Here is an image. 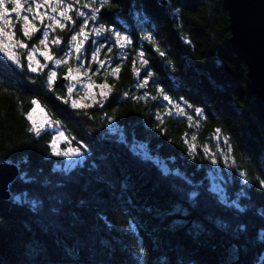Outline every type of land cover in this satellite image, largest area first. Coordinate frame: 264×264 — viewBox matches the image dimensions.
<instances>
[{
  "label": "trees",
  "instance_id": "obj_1",
  "mask_svg": "<svg viewBox=\"0 0 264 264\" xmlns=\"http://www.w3.org/2000/svg\"><path fill=\"white\" fill-rule=\"evenodd\" d=\"M101 22L132 39L129 48L101 51L100 58L111 61L103 69L89 64L90 72L99 73L95 80L112 88L103 108L74 109L64 103L63 86L48 87L47 72L21 71L0 57V163L20 169L9 199H0V264H264V242L258 238L264 230V121L251 97L247 66L230 43L223 0H107L95 25ZM149 33L154 43L143 38ZM53 34L66 42L74 33L69 26ZM94 47L86 46L88 62ZM64 48L62 43L58 53ZM140 51L159 87L204 108L199 127H189L186 117L164 115L166 102L151 99L159 96L151 81L145 89L137 87ZM116 66L119 76L112 75ZM66 73L60 70L58 76ZM145 92L147 100L136 98ZM34 100L73 147L82 151L88 145L83 166L65 173L51 149L53 135L32 131L28 114ZM217 128L233 148L229 203L207 186L212 165L202 149L216 151ZM185 134L190 143L191 135L197 136L201 155L194 160L187 155ZM140 145L180 175L165 176L159 164L136 150ZM192 191L199 196L190 199ZM16 195L43 205L33 212L30 204L15 201Z\"/></svg>",
  "mask_w": 264,
  "mask_h": 264
},
{
  "label": "snow or ice",
  "instance_id": "obj_2",
  "mask_svg": "<svg viewBox=\"0 0 264 264\" xmlns=\"http://www.w3.org/2000/svg\"><path fill=\"white\" fill-rule=\"evenodd\" d=\"M106 3L107 0H90L89 3H85L81 7H74V5H80L81 0H0V55L5 57L7 61L11 62V64L15 65L21 71L27 70L36 74L43 73V70L48 68V63H41V61L37 59V54L43 57L44 61L53 63L56 68H60L62 65L67 66V74L64 78L71 81L72 83L67 86L68 99H65L64 103L67 104L71 102V107L74 109L92 106L81 102L83 99H85L84 96H82L79 100L72 99L73 93L76 90V85L81 83L82 78L87 77L88 82L84 85L86 88V98L90 99L92 104H98L100 108H103L104 101L108 99L112 88L108 83L96 85L91 82V76H89V72L92 71L91 67L85 69L83 72L81 71V69L84 67V62L89 60V50L85 48V44L91 40L92 44L95 45V47L91 50L90 60L99 65V68L101 69H103L106 64H110L111 62L110 59L102 60L100 58V53L104 48H107V50L111 52L113 46H118L119 49L123 50L129 48L132 45V39L130 36L123 34L122 31L117 28L107 27L102 22L99 23L98 26L92 24L90 27V21H96L98 19L101 8H103ZM82 8H89L90 12H85L82 10ZM73 12L75 13L76 18H74L72 15ZM13 16L22 22V35L28 40H31L33 35L36 33L41 32V27H39L34 21H38L39 25L43 26V38L39 39V44L42 46V48L34 46L29 50V45L23 40L17 38L15 25L12 19ZM78 20L79 23L77 22ZM46 21L47 23H45ZM69 26L71 27V31L74 33L71 35L70 41H62L58 36H55L52 39L49 38L50 33H55L57 29L64 30ZM143 38L150 43H154L153 35L151 33L145 35ZM62 43L65 44V48L62 49L63 56L56 58L53 55L52 48L50 46L55 45L57 48H59ZM189 43L191 42L189 41ZM18 49H25L28 51L21 53L18 51ZM155 50L160 57L166 56V52L161 51L160 48H156ZM72 56L75 57L76 61L81 62L80 66L75 69L69 66V58ZM121 58L126 59V57ZM138 59L140 67L134 68L135 75L138 80L137 87L145 89L149 86V81H151L152 86L156 87L159 93V96L152 95L151 99L153 101L160 99L166 102V104L161 105V108L165 110L164 115L169 117L173 115L186 117L190 122L189 127H199V119L206 118L204 108L194 106L183 96H179L177 98L170 96L166 92L165 88L159 87V81L153 78L154 74L149 68V59L145 57L144 51H140L138 53ZM135 63L136 61H133L134 65ZM169 65L171 66L170 61ZM142 70L143 76H141ZM120 71L121 68L116 66L112 68V75L119 76ZM171 71H176L174 66H171ZM93 74L98 75L99 73L97 71ZM57 78V71L50 69L47 73V83L50 89L56 84ZM173 79L175 78L173 77ZM96 88L99 89L98 92L94 90ZM125 95H127V93H125ZM97 97L100 99H97ZM136 98L147 100L149 98V93L145 92L143 96ZM32 103L35 105V107H33L31 113L28 114V119L32 121V131H34L35 134L39 136L45 125L54 122L50 121L48 117L44 115L41 122L37 124L36 120L33 119V113L39 110L43 114L44 110L40 107L38 101L34 100ZM188 110H191L192 114H189ZM156 119L160 121L163 119V117L157 114ZM215 133L216 135L213 137V139L216 142L214 145L216 151H213L212 148L209 147H203L202 154L211 165L219 166L221 163H223L225 166L232 167L234 162L230 160L229 155L233 151L232 145L229 142L230 138L223 136L220 128L215 129ZM59 137L63 138L64 140L68 139L64 136L63 132L59 133ZM190 139L193 141V143L189 142V136L188 134H185L183 143L187 148V155L189 158L194 160L198 155H201V151L198 150L196 143H194L197 140V136L191 135ZM124 142L126 143V141ZM221 143H223V145L226 147H220ZM83 147L86 151L88 150V145H83ZM52 152L58 157L84 155V153L81 152L79 148L68 149L63 152L60 151L56 140H54L52 143ZM145 159H151V157L145 155ZM77 165L83 166V161H76L66 165L64 172H70L71 169L75 168ZM93 167H95V165H93ZM55 170L56 169H54V171ZM163 174L165 176H179L180 172L178 169L173 170L165 168L163 170ZM240 175L244 176L245 174L241 173ZM183 178L189 185L192 184V182L188 180L187 177ZM246 182L247 181L245 180V183ZM260 183L262 186H264V180H261ZM56 187L62 188L64 185L57 184ZM124 187L127 186L125 185ZM210 191L220 196L223 202H228L227 192L223 187L215 185L210 188ZM243 194V191H241V195ZM23 195L27 197V193H24ZM198 196V191H192L189 194L190 199H195ZM14 199L20 203L30 204L31 210L33 212L38 211L43 205L42 201L35 199L30 201L25 199L24 201H21V197L19 195H16ZM57 202L62 204L63 200L58 199ZM237 207H239V204H237ZM52 211L56 212L57 209L53 208ZM102 219L104 218L102 217ZM175 223H182V221H176ZM136 230V226L133 224L132 231L136 232ZM258 238L264 242V230L258 234ZM143 251L144 250L141 247L140 253L142 254Z\"/></svg>",
  "mask_w": 264,
  "mask_h": 264
},
{
  "label": "water",
  "instance_id": "obj_3",
  "mask_svg": "<svg viewBox=\"0 0 264 264\" xmlns=\"http://www.w3.org/2000/svg\"><path fill=\"white\" fill-rule=\"evenodd\" d=\"M228 12L230 43L241 62L247 66L251 97L264 121V0H223ZM63 80L59 82L62 85ZM19 167L0 163V199L10 196L9 187L18 178Z\"/></svg>",
  "mask_w": 264,
  "mask_h": 264
},
{
  "label": "rangeland",
  "instance_id": "obj_4",
  "mask_svg": "<svg viewBox=\"0 0 264 264\" xmlns=\"http://www.w3.org/2000/svg\"><path fill=\"white\" fill-rule=\"evenodd\" d=\"M42 11H43V9H42ZM88 12H90V10H88ZM30 18H31V16H30ZM12 19H13V23L15 25V30H16L17 38L20 39V40H23L25 43H27L29 45V50L32 47H34V46L35 47H41L42 48V46L39 44V39H42L43 38L42 37L43 26L39 25V22L38 21H34V22L37 23V25L39 27H41V32L36 33L35 35H33V37H32L31 40H28L26 37H24L22 35V31H21V24H22V22H20L18 20V18H16L15 16H13ZM45 23H47V21ZM53 37H54V34L53 33H50V37L49 38L52 39ZM89 42L92 44L91 40H89L85 44V48H86V46H87V44ZM50 47L52 48L53 55L56 58H60L61 56H63V51H61V52L58 53V48L57 47H56V50L53 48V45H51ZM60 47H61V45H60ZM18 51L21 52V53H25L28 50L18 49ZM0 57L6 60V58L3 57L2 55H0ZM25 59H26V57H25ZM37 59H39L41 61V63H48V68H45L43 70V72H47L48 73L49 70L51 69V70H56L57 73L59 74L60 70L67 69V66H63V65L60 68H56V66L53 63L44 61L43 57L39 56V54H37ZM91 63H92L91 60L89 62L88 61H85L84 62V67L81 69V71L83 72L85 69L89 68V64H91ZM80 64H81V62L80 61H76L74 56H72L71 58H69V66H71L73 69L79 67ZM66 74L63 77H59L58 76L57 81H56V84H59V82L61 80H63V83H62L61 86L64 87V90L66 92V96L68 98V95H67V86L69 84H71L72 82L69 81V80H66L64 78L66 76ZM92 74H93L92 72H89V76H91V82H93L96 85H100L101 83H99L98 81H96L95 78H94V74L93 75ZM87 82H88L87 77L82 78L81 83H79V84L76 85V90L73 93L72 99H78L79 100L82 96H84L85 99H83L81 102L84 103V104H86V105H92L93 106V105H96V104H92V101L90 99H87L86 98V88L84 87V85ZM94 90L96 92L99 91L98 88H96ZM97 99H100V98L97 97ZM69 104L71 106V102H69ZM33 107H35V105H33ZM40 107H41V105H40ZM41 108L44 110L43 107H41ZM31 111H30V113H31ZM44 115H46L48 117V119L50 121H52L49 118V116L47 115V113H46L45 110H44L43 114L39 110H37V112L33 113V119H35L36 122H37V124H39L41 122V120L43 119ZM29 122H30L31 128H33L32 121L29 120ZM109 131L111 133H114L115 132V127L114 126H110V130ZM44 132H50L53 135L52 136V143H53L54 140H56L57 143H58V145H59L60 151L63 152V151H66L68 149H76L75 147H73L71 145L70 139L65 135V133L61 130V128L57 124L50 123L48 125H45V127L41 131V134L44 133ZM60 132H63L64 133V136L67 137L68 139L67 140H64L63 138H60L59 137V133ZM52 143H51V149H52ZM138 148H139V146H138ZM138 148L136 147V150L138 152H140L144 157H145V155H148L149 156V154L146 151V148L143 145H140V149H141L142 152L139 151ZM81 152L84 153L83 156H70V157L59 156L62 159V161H63L61 167L64 169L65 166L68 165V164H71V163L76 162V161H84L85 156H86V153L88 151L82 150ZM151 159L154 162H156L157 164H159L163 170L165 168H168V165H167V163L164 160H159V159L153 158V157H151ZM229 177H230V169H229L228 166H225V165H222V164H220L219 166L212 165V169L209 172V175L206 177V179L208 180V185L207 186L210 189V188H212L215 185H219V186L223 187L226 190V192H228L227 186H228V182H229ZM218 197L221 200L220 196H218ZM228 197H229V195L227 193V201H228L227 203H229V198Z\"/></svg>",
  "mask_w": 264,
  "mask_h": 264
},
{
  "label": "bare ground",
  "instance_id": "obj_5",
  "mask_svg": "<svg viewBox=\"0 0 264 264\" xmlns=\"http://www.w3.org/2000/svg\"><path fill=\"white\" fill-rule=\"evenodd\" d=\"M163 4H165L166 2H162ZM90 22H92L93 24H96L97 23V20L96 21H90ZM55 124H57V123H55ZM19 175H20V173H19ZM19 177V176H18ZM10 197V196H9ZM9 199V198H8ZM7 199V200H8ZM3 200H5V199H3ZM6 201V200H5Z\"/></svg>",
  "mask_w": 264,
  "mask_h": 264
}]
</instances>
